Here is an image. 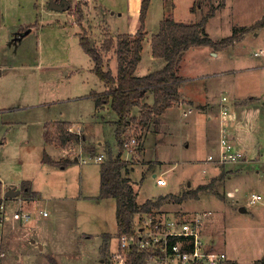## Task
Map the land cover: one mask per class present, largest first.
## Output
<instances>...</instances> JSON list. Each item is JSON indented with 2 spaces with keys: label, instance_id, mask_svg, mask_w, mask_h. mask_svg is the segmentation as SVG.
Returning <instances> with one entry per match:
<instances>
[{
  "label": "rangeland",
  "instance_id": "374dc122",
  "mask_svg": "<svg viewBox=\"0 0 264 264\" xmlns=\"http://www.w3.org/2000/svg\"><path fill=\"white\" fill-rule=\"evenodd\" d=\"M69 1L72 4V10L61 13L50 11L51 6L49 7L48 0H0V12L2 13L0 29L3 31L0 34V109L20 105V108L14 112L6 113L5 120L15 122V124L12 127L0 128V135L5 136L7 144L0 154V175L8 184L15 182L20 185L24 179L30 180L34 189L44 197L38 200V197L34 195H30L31 197L28 195L29 199L26 195H22L23 198H27L24 199L28 202V205L23 202L22 205L32 215V219L27 222L34 223L38 218V225L41 228L49 230L56 238L58 237L56 250L57 248L64 249V246L59 245L61 242L59 236H63L61 231L65 226V220L70 219L72 214L68 212L69 207L65 206V203L61 201L56 205L52 203L56 202L58 197L63 196H78L80 200L88 201L76 202L71 206L72 212L76 213V218L73 224H69V227L73 229V237L80 238L85 233L91 234L92 237H85V240L82 237L78 242L76 239L78 248L75 250L72 247L68 250L66 248L68 253L72 250V254L63 255L65 259L63 263L100 264L102 257L104 264H109L111 251L118 248L117 203L112 198L98 197L101 177L98 178L96 172L99 170L100 175L101 163L106 161L111 153L116 155L120 149L113 123L108 122L106 126H103L98 122L101 118L100 114L110 121L117 120V114L111 107L107 108L104 113H94L96 108L89 93L92 90L104 91L106 87L93 71L92 57L84 51L78 33L88 35V30L94 25L108 23L105 19L107 14L110 17L109 23L115 32L134 29L136 22L139 26L140 18L132 17L126 0H116L119 7H116L115 13L113 10L108 11V8L100 10L96 0ZM106 3L109 4V2ZM78 5L83 11L81 21L74 14V9ZM139 13L140 10L138 16ZM208 13L212 14L205 25V34L220 41L236 33L238 39L226 46H231L232 53L239 54V57L218 59L214 58L209 51V48L213 50L211 46H191L184 51L178 66V74L184 81L186 78L192 80L188 83L193 84L203 85L206 81L209 83L218 81L221 85V88L217 90L219 93L225 90L227 85L234 86L245 93L264 91V86L259 84L260 78L264 76V70L256 71L249 68L264 59V54L255 56V52L264 48V26L257 28L254 26L264 17V0H151L145 29L151 37L158 31L161 20L168 15L178 21L191 24V22H199ZM26 24H37L35 26L38 29H34L17 47L8 46V36L23 25H25L22 27L23 31L31 27ZM76 25L80 26L79 30ZM104 26H101L103 29H96L93 33L90 30V36L94 39L89 37L95 40L104 34L111 36V33L107 32V27ZM150 43L149 40L145 44L139 74H148L164 66V59L151 60ZM115 53L116 46L106 51L105 67L107 69L111 67L114 74H117L116 67L112 66L116 57ZM148 66H150L149 72L146 69ZM227 70L238 71L225 73ZM245 75L247 80H243ZM237 77H243V79H237ZM147 98L148 96L145 100ZM247 101L248 97L236 99L238 119H246L241 106L243 103L248 104ZM180 103L181 100L175 105H181ZM30 106L34 107L29 108ZM134 111L140 112L139 108H135ZM179 111L184 115L183 110L170 111L174 120L177 119ZM173 112H176V115L172 114ZM61 119L73 120L75 124L72 123V131L80 135L84 133L85 138L87 136L86 140L73 141L67 148L55 143L45 146L43 126L47 122L61 121ZM259 120L261 121L260 118ZM163 123L162 117L159 125L151 121L143 129V135H146L149 130L163 131ZM261 123L259 124L263 138L251 144V147L246 145V152L248 151V157L251 158L254 157L253 152L260 156L263 154V156L251 164L247 162L248 165L241 167L240 172L232 168V171L238 175L233 174L235 176L229 181L225 179L230 175L224 172L222 168L224 163L208 159L212 152L218 150L219 140L217 138L208 150L203 147L199 149L202 162L211 163V168L207 169L209 175L207 179H204L203 169L208 164L202 162L187 164L184 161L197 153L196 148H178L169 142H162V146L158 148L152 133H149L146 138L145 155L143 140L132 154L124 151L122 158L128 161V166L126 171L123 170V176L131 178L139 204H143L148 199H157L161 195L181 196L188 189L194 190L198 185L207 184L216 177L214 190L218 193L205 190L200 192L198 197L186 198L178 203L173 199H167L169 201L161 206L160 213L164 217H171L178 211L184 216L204 213L199 211H210L212 216H207V218L214 219V221L211 220L205 224L208 227L206 230L218 244L215 243V247L219 250L223 249L226 253L225 260H236L240 264H251L262 260L264 259V205L248 204L252 192L264 194V123ZM232 130V134L235 133L236 129ZM126 135L127 138H131L132 136L137 137L138 133H134L133 128L127 131ZM98 139L103 141L105 146V142L108 141L110 149L107 153L100 152L102 148ZM45 154L49 161L59 160L60 162L69 160L72 162L76 156L82 154H85L83 158L103 154L104 161L97 164L91 160L83 165L75 161L63 168V164H44H52L43 160ZM217 154L213 156L219 157ZM153 171H157L158 175L154 177ZM160 171L167 177V184H157ZM22 183L20 190L25 184L30 185L29 182L23 181ZM226 186L233 189L237 187L236 198L226 199ZM86 195L89 196L85 197ZM240 206L246 207V211L242 212ZM20 207L21 203L16 201L12 205V210ZM45 208L50 215L39 217L42 214L39 211ZM104 231L110 233L112 246L110 252L109 250L104 251L105 246L99 252L102 243L99 233ZM32 233L35 234L33 231ZM32 236L31 232L25 229L11 233L7 245L5 247L4 244L2 245L0 264H50L52 262L61 264L59 256L52 251L48 252L49 254L39 252L36 245L29 244V238ZM82 249H87V251L81 254L79 251ZM40 254L46 258V262L42 261ZM66 259L71 260L72 263L67 262Z\"/></svg>",
  "mask_w": 264,
  "mask_h": 264
},
{
  "label": "trees",
  "instance_id": "16d2710c",
  "mask_svg": "<svg viewBox=\"0 0 264 264\" xmlns=\"http://www.w3.org/2000/svg\"><path fill=\"white\" fill-rule=\"evenodd\" d=\"M58 1V0H57ZM151 0H142L140 13V24L135 33H121L118 35L116 53L119 60V75L114 76L110 69L105 68V51L114 46V39H106L102 47L92 43L87 34L79 33L80 43L84 51L92 57L93 71L100 80L106 84L107 90L103 93L97 91L91 92V97L95 101V106L101 107L109 103L116 112L118 119L115 121V136L119 143V152L110 156L101 163V188L99 198L114 197L117 203L116 219L119 228V235L133 233L137 215L148 212L155 214V209L173 199L178 203L186 198L198 197L201 191L214 190V184L217 178H213L207 184H200L194 190L188 189L181 196L161 195L157 199H148L143 204H139L138 195L134 190L131 178L123 176V170L126 171L128 161L122 158L125 140H127V131L134 128V133H138L139 143L143 139V129L151 121L159 125L162 114L175 103L181 100L180 85L184 79L178 74V66L182 60L184 51L195 45L211 46L214 49H223L226 45L232 44L237 40V34H231L220 41L214 40L205 34V25L210 15H204L199 22L185 23L176 20L174 17L166 16L160 22L159 30L153 34L151 46L154 57L165 60V65L147 75H136L137 66L142 58L143 42L146 38L145 22ZM68 10H72V4ZM74 14L78 20H82L83 11L78 5L74 9ZM79 21V22H80ZM254 26H264V17L257 21ZM245 28V27H244ZM152 93L153 101L148 103L145 98ZM135 108H139L140 116L132 115ZM44 131V140L48 144H57L67 148L73 141H84L85 137L72 131V123L67 121L47 122ZM139 128V130H138ZM138 130V131H137ZM143 145V144H142ZM49 161L46 154L43 158ZM58 165L67 166L68 162L59 160L49 161ZM30 187L24 185L23 193L28 194ZM3 194L2 182L0 180V198ZM108 237H105V241ZM104 251L108 246L104 245ZM144 252L133 250L128 259V264H144ZM56 264L55 262H52ZM201 264V263H199ZM220 264H240L236 260H225ZM251 264H264V259Z\"/></svg>",
  "mask_w": 264,
  "mask_h": 264
},
{
  "label": "crops",
  "instance_id": "0c3cea01",
  "mask_svg": "<svg viewBox=\"0 0 264 264\" xmlns=\"http://www.w3.org/2000/svg\"><path fill=\"white\" fill-rule=\"evenodd\" d=\"M55 1L60 2L61 0L60 1L55 0ZM96 1L99 3L98 6H99L100 10H106L108 8L107 9L108 11L113 10V13H115L116 9H117L116 7H119V5L117 6L116 0H96ZM126 1H127L128 11H130L132 17H138V12L141 8L142 0H136L137 5H138L137 12L132 11L133 2L131 0H126ZM106 2H109V4H107ZM48 3H49L48 5L50 7V0H48ZM51 10L61 12V13L65 12V11H60V10L53 9V8H51L50 11ZM1 19H2V13L0 12V27L2 26ZM105 19L107 20L108 23H103V25L99 24L98 26L94 25L91 29L88 30V32H89L88 36H90V30H91V33H93V31H95L96 29L97 30L103 29V27H101V26L105 25L104 27H107V29H108L107 32L109 34L111 33V36L104 34V35H102L101 38L95 39V40H92L94 38L90 36L92 38L91 39L92 43L94 42V44L97 45L98 47H102L104 45L105 40L109 39V38L114 39V41H115L114 46H116L117 42H118V35H120L121 33H135L138 29V23L136 22L134 29L127 30L126 32L125 31L119 32V30L117 32H115L111 27L112 26L111 23H109L110 17H108V14L105 15ZM26 25H31L30 28L26 29V30H29V32L27 34L23 33L26 31V30L23 31L24 28H22L25 25L18 28V30L13 31L10 35L8 33V35H9L8 36L9 40L7 41L8 46L17 47L18 44L21 43L27 35H29L31 32H33L34 29H38V27L35 26L37 24H26ZM76 27L78 28V30L80 29L79 25L78 26L76 25ZM159 28H160V26H159ZM2 32L3 31H1V29H0V34ZM112 34H114V35H112ZM258 34H259V32L257 33V35ZM146 35L147 36L143 42V49L141 51L142 58H141L138 66H137V69H136V75H138V76L147 75V73L146 74H139V71H140L139 65L141 64L142 59H143V54H144L143 51L145 49V44L149 40L152 41V37H153V34L150 37L147 30H146ZM216 41H218V40H216ZM114 46L112 48H114ZM230 47L231 46H226L223 49H217V50L212 47L213 50H211L209 48V51L211 52V54L214 58L217 57L218 59H225L226 60L227 58L234 57V56L239 57V54H236L234 52L232 53V50L230 49ZM149 52H150V58L152 61L160 59L159 57L156 58L153 56L151 43H150V51ZM104 54H105V62L104 63L106 65V61H107L106 51L104 52ZM115 54H116V57L114 59L112 66L116 67L117 74L116 73L114 74V72L111 70V67H110V70L113 72L114 76L117 77L119 75L118 74L119 60H118V53H115ZM108 65H109V63H108ZM164 65H165V63H164ZM249 68H251L252 70H256V71L257 70H261V71L264 70V59L255 63L253 66H251ZM146 69L149 72L150 66H148ZM231 71H238V70H227L225 73L231 72ZM150 73H152V72H150ZM0 75H1V71H0ZM241 78L243 79V77H237V79H241ZM243 80H247L246 75H245V78ZM191 81L192 80H188L186 78V80L183 81L182 84L179 86L180 87V93H181V103H180L181 105H178V106L175 105L173 107H170L162 114V122H164L163 126H162L163 131L153 132L152 130H149L146 133V135L143 136V139H142L144 141V152L143 153H144V155L146 153L145 150H146L147 135L149 133H152L155 136V134L159 133L158 136H155V137L153 136V140H155V143H157L158 148H159V146H162V142H165V143L169 142V144H171L174 147H178V148H185V149L186 148L187 149L196 148V150H198L197 153L194 154L193 157H191L189 159H185L184 161L187 164H195L196 162L200 163V162H202V158L199 156V154L201 153V151L199 149H201V147H203V148H206L208 150V148L210 146H212L214 139L216 140V138H217V140H219L218 141L219 143L217 146L218 150L216 152H212V153H214L213 155L218 153L219 148H220V140H221V138H220L221 128L223 126V122L226 121L228 131L230 132L229 137L232 139V143L234 144L235 150L240 155L237 159L223 162L224 164H223L222 168H224V172L225 173L228 172L229 174L227 173V175H230V176H227V178H225V179L226 180L228 179L227 181H229L233 176L238 175L232 171V168L238 169L239 170L238 172H240L241 167L248 165L247 162H249L251 164L253 161H256L257 159L260 160L261 157L263 156V154H262V156H260L259 154L253 152L254 160H253V158L248 157L249 155H248V151L246 152V149H247L246 145H248V147H251V144H255L258 142V140L263 138L262 137V128L260 127L259 123H261V122H262L261 124L264 123V91H262L260 93H258L256 91L245 93V92L237 90V88H235L234 86H230V85L228 86L227 85V88L219 93L217 90H219L221 88V85H220V82H218V81H215V82L213 81L210 83L206 81L203 85L188 83ZM200 84H201V82H200ZM259 84L261 86L262 85L264 86V76H262V78H260ZM104 86L106 87L105 90H107L106 84H104ZM105 90L101 91V92H99L97 90H92V91H97L99 93H103V92H105ZM92 91H90V93H89L90 97H91ZM217 93H219V95ZM223 97H227V100L224 101ZM245 97H248V101H247L248 104L243 103L241 106V109H243L242 112L244 114V117H246V119L243 120L242 118L238 119V114H237L238 111L236 110L235 102H236V99H238V98L244 99ZM145 101L148 103H152V101H153L152 93H150L148 95V98ZM184 105L186 107H184ZM19 106L20 105L15 106V107H5V108L3 107L0 109V128L5 127V126L12 127L15 124V122L5 120V117L7 116L6 113L9 112V114H10L11 112H14V110L20 108ZM213 106H215V107H213ZM26 107H28V106H26ZM33 107L34 106H30L29 108H33ZM94 107L96 108V111L94 113L97 114V112H100V113L106 112L107 108H110L111 106L109 103H106L105 105H102L101 107H97V106H95V101H94ZM224 107H227V113L223 112ZM217 108H219V110H216ZM176 109L177 110H183L184 115L181 114L179 111V113L177 112V114H178L177 119L174 120L171 117L170 111H176ZM185 112H188L187 115L185 114ZM139 113H136L133 110L132 115L139 116ZM172 114L176 115V112H173ZM100 115H101L100 116L101 118H100L98 123H100L103 126H106V123H108V122L113 123V129L115 130V128H116L115 121L116 120L110 121L107 118H105V116L103 114H100ZM259 118L261 119V121L259 120ZM117 119H118V117H117ZM58 120H60V119H58ZM61 121H67V122L75 124V122L73 120H69V119H61ZM43 127H44L43 138H44L45 125ZM232 129H236L235 133H233V134H232V131H233ZM83 135L85 137L84 133H83ZM86 138H87V136H86ZM86 138H85V140H86ZM247 138H248V140H247ZM98 140L100 141V139H98ZM246 142H248V144H246ZM44 143H45V146L48 144L45 142V140H44ZM105 143H106V146L104 145L103 141L102 142L100 141V147L102 148V150H100V152L105 151L107 153L108 152L107 150L110 149V148H108V145H109L108 141ZM48 145H50V144H48ZM6 146H7V144H6L5 136L0 135V154L2 153V151H1L2 148L4 149V148H6ZM45 151H47V150L45 149ZM245 152L247 155L245 154ZM85 154H82L81 156H78V157L76 156L72 162H75V161L80 162L81 165L89 163L91 160L95 161L97 164L102 162V161H99L96 159L97 156L92 157V155H91L88 158H83V155H85ZM91 154H94V153H91ZM246 159H247V161H245ZM249 159H252V160L249 161ZM209 161H212V160H209ZM214 161H216V160H214ZM42 162L44 163L43 160H42ZM72 162L67 163V165L71 164ZM205 162H202V163L208 164V165H206L204 167L203 173L205 174L204 179H207V177L209 175V173H207V169L209 170L211 168V165H210L211 163L208 161H205ZM44 164L54 165L53 163L52 164L44 163ZM55 165H57V164H55ZM63 168H66V164L63 166ZM90 174H91V172L89 173V176H90ZM233 174H235V175H233ZM152 175L154 177L157 176L158 175L157 171H153ZM161 175H164V174H162L160 171L159 177ZM96 176H98V178L101 177L99 175V170H98V172H96ZM0 180L2 182V188H3L4 193H5V191L10 189L11 187L19 189V187L23 184L22 183L23 181L29 182L30 190H29L28 194H25V193L22 194L23 191L21 189V193L19 195H17L16 197H13V198H15V200H18V201L22 200L23 204H25V205H28L27 200H25L27 198L29 199L28 195L29 196L30 195L37 196L38 200L44 199V197L39 194L40 192L34 189V185H33L32 181H30V180L24 179L20 185L16 184L15 182H9L10 184L6 183L4 181V179L1 178V175H0ZM201 183H203V182H201ZM160 185H163V184H160ZM189 185H190V182H189ZM226 190H227L226 199H229L230 197L236 198L237 187H235L233 189L232 187L229 188L228 186H226ZM22 195H26L27 198L24 197L25 198L24 199ZM87 196H89V195H86L85 197H87ZM108 198H112L115 200V198H113V197H108ZM108 198H105V199H108ZM59 201H61L62 203H65L64 205L69 207L68 212H70L72 214V217L70 219L65 220V226L62 228V231H61V234L63 236H59V238L61 239V242L59 243V245L64 246L63 250L58 249V248L56 250L55 246H56L58 237L56 238L51 232H49V230H45L44 228H41L38 225V223H39L37 221L38 218L35 219L34 223L26 222L23 220L22 221L21 220H11V221L7 222L4 225V227L2 229H0V232L2 233V236H3L4 247L9 242V239H10L9 235L11 233L14 234L18 230L25 229L27 231H30L31 234L33 235L32 237L29 238V244L36 245L39 248V252L41 251V252L48 253V252L52 251L55 255L59 256L60 263L64 264L63 261L65 259L62 256L65 254H70V255L72 254L71 253L72 250L70 251V253H68L66 251V248L68 250L69 248L72 247L73 250H75V248H78V244L76 243V239L78 242L80 238L84 237V240H85V237L91 238L92 235L85 233V234H82V236L80 238H77L76 236L73 237L72 236L73 229H71L69 227V224L70 223L73 224L75 221V218H76V213L72 212L71 206L74 205L76 202H88V201L80 200V198L78 196H73V197L72 196H70V197L69 196H63V197H58L56 202H53L52 204L56 205L57 203H59ZM179 204H181V203H179ZM49 206H50V203H49ZM226 207H228V206L226 205ZM47 208H50V207H47ZM160 210L161 209L159 208L158 211H155V213L161 217V216H163V214L160 213L161 212ZM179 212L180 211H178V213L175 212L174 214L173 213L172 214L173 215H179L180 214ZM199 212H204L202 214L206 213L204 215L205 220L203 222L205 240L210 244L211 247L216 248L215 247L216 242L213 240V238L210 237L208 231L206 230V228H208V227L205 225L206 223H209L211 220L214 221V219L207 218V216L208 217L212 216V213L210 211H199ZM40 215L41 216H39V217H48L50 214L49 215L40 214ZM116 221H117V219H116ZM116 225L118 228V224H116ZM31 230L35 234H33ZM118 231H119V228H118ZM76 232H77V230H76ZM99 234H101L100 237L102 240V243L100 244L101 247H100L99 252L102 250V248L104 247L105 244L108 246L107 250H109V252H110L111 247H112L111 246V240L109 237L110 233L104 231V232H101ZM105 237H108V240L105 241L104 240ZM76 245H77V247H76ZM84 247H86V246H84ZM86 248H88V247H86ZM85 250L87 251V249H82V251H79V252L82 254V252H85ZM220 251H223V249H221ZM2 252H3V250L1 251V253ZM40 256H41L42 261L46 260V258L43 255L40 254ZM20 260H21V258H20ZM66 260H67V262L72 263L71 260L70 261L68 259H66ZM82 261H83V259H82ZM50 264H52V263H50ZM74 264H78V263L74 262ZM100 264H104V259L102 257H101V263Z\"/></svg>",
  "mask_w": 264,
  "mask_h": 264
},
{
  "label": "built area",
  "instance_id": "2783aa9c",
  "mask_svg": "<svg viewBox=\"0 0 264 264\" xmlns=\"http://www.w3.org/2000/svg\"><path fill=\"white\" fill-rule=\"evenodd\" d=\"M264 54V48L255 53L256 56ZM226 101L227 97H223ZM227 113V107L223 109ZM188 112H185L187 115ZM230 132L223 122L221 128L219 157L209 155V160H216L220 163L237 159L240 155L235 150ZM124 150L128 154L136 149L139 140L136 136L125 140ZM124 153V152H123ZM104 155L96 157L99 161H104ZM157 183L167 184V177L161 175ZM0 198V229L11 220L29 221L32 219L31 213L24 209L22 200H15L4 194ZM20 202L21 207L12 210L15 202ZM248 204H263L264 194L252 192ZM43 215H49L46 209L39 211ZM206 214V213H205ZM198 213L192 215L159 216L156 213L148 212L137 215L134 232L121 234L118 239V248L111 251L109 264H128L129 255L133 250L146 253L144 264H220L225 261L226 253L210 246L205 240L203 222L204 215ZM3 236L0 232V252L2 251Z\"/></svg>",
  "mask_w": 264,
  "mask_h": 264
},
{
  "label": "water",
  "instance_id": "95a60500",
  "mask_svg": "<svg viewBox=\"0 0 264 264\" xmlns=\"http://www.w3.org/2000/svg\"><path fill=\"white\" fill-rule=\"evenodd\" d=\"M50 6L53 9H57L60 11H67L69 9V7L71 6V2L69 0H61L60 2H56L55 0H50ZM28 32H29V30H26L23 33L27 34ZM20 193H21L20 189H16L14 187H11L7 191H5L4 194L8 197H16ZM241 211H243V212L246 211V207L241 206Z\"/></svg>",
  "mask_w": 264,
  "mask_h": 264
},
{
  "label": "bare ground",
  "instance_id": "6f19581e",
  "mask_svg": "<svg viewBox=\"0 0 264 264\" xmlns=\"http://www.w3.org/2000/svg\"><path fill=\"white\" fill-rule=\"evenodd\" d=\"M131 1L133 2L132 11L137 12V9H138L137 1L136 0H131Z\"/></svg>",
  "mask_w": 264,
  "mask_h": 264
}]
</instances>
